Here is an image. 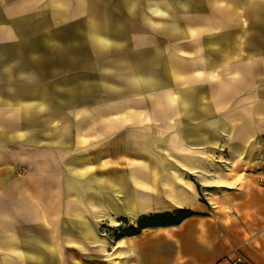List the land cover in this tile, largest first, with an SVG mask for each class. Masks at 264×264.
I'll return each instance as SVG.
<instances>
[{
  "label": "crops",
  "instance_id": "1",
  "mask_svg": "<svg viewBox=\"0 0 264 264\" xmlns=\"http://www.w3.org/2000/svg\"><path fill=\"white\" fill-rule=\"evenodd\" d=\"M205 2L0 0V264H264V0Z\"/></svg>",
  "mask_w": 264,
  "mask_h": 264
},
{
  "label": "trees",
  "instance_id": "2",
  "mask_svg": "<svg viewBox=\"0 0 264 264\" xmlns=\"http://www.w3.org/2000/svg\"><path fill=\"white\" fill-rule=\"evenodd\" d=\"M190 215V212L187 211H178L174 214L164 213V214H155L149 217H143L139 219L137 226L138 229L148 227V226H157V225H171L180 222L182 219ZM125 234L134 232L133 229L125 231Z\"/></svg>",
  "mask_w": 264,
  "mask_h": 264
},
{
  "label": "rangeland",
  "instance_id": "3",
  "mask_svg": "<svg viewBox=\"0 0 264 264\" xmlns=\"http://www.w3.org/2000/svg\"><path fill=\"white\" fill-rule=\"evenodd\" d=\"M104 1H144V0H104ZM158 1H176V0H158ZM191 1H203V0H191ZM108 3H110V2H108ZM204 3H206L205 0H204ZM105 8H108L110 10L111 6H105ZM200 9H201V15L207 14V11H206L207 6H205V5L200 6ZM251 41H252V39H237V40L235 39L234 44L237 45V43L239 42V45H243V44H246L247 42H251Z\"/></svg>",
  "mask_w": 264,
  "mask_h": 264
},
{
  "label": "built area",
  "instance_id": "4",
  "mask_svg": "<svg viewBox=\"0 0 264 264\" xmlns=\"http://www.w3.org/2000/svg\"><path fill=\"white\" fill-rule=\"evenodd\" d=\"M239 263V259H235L233 261H231V264H238Z\"/></svg>",
  "mask_w": 264,
  "mask_h": 264
}]
</instances>
